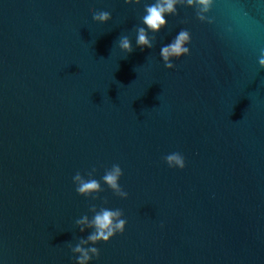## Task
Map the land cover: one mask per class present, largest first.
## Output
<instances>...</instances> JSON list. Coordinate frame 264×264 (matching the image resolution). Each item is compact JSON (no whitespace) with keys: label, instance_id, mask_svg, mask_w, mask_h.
Listing matches in <instances>:
<instances>
[{"label":"water","instance_id":"95a60500","mask_svg":"<svg viewBox=\"0 0 264 264\" xmlns=\"http://www.w3.org/2000/svg\"><path fill=\"white\" fill-rule=\"evenodd\" d=\"M151 2L0 0V264H75L92 205L127 220L92 264H264V0H214L204 21L180 4L141 50ZM182 29L190 55L167 69ZM113 164L127 199L76 193Z\"/></svg>","mask_w":264,"mask_h":264},{"label":"clouds","instance_id":"9594fccd","mask_svg":"<svg viewBox=\"0 0 264 264\" xmlns=\"http://www.w3.org/2000/svg\"><path fill=\"white\" fill-rule=\"evenodd\" d=\"M127 4L140 3V0H125ZM214 0H153L146 3L144 7V15L141 18V25L136 30L135 44L141 50L153 47L155 35L167 26L166 17L176 15L177 7L180 4H186L188 7L197 9V19L204 21L207 19L206 14L210 12ZM112 19L107 11L96 12L92 20L99 24H106ZM151 34V35H150ZM191 34L189 31L182 29L167 44L163 45L159 50L167 69H173L175 64L173 61L180 60L184 56L190 55ZM118 48L124 54L133 52L132 41L127 36H122L118 41ZM261 68H264V53L258 58ZM164 162L171 169L183 170L186 167L184 156L179 152H173L166 155ZM96 169L82 175L77 172L72 177L75 185V191L80 196L98 199V194L104 191L103 185H106L117 197L127 199L128 193L124 191L120 185V179L123 171L118 164H113L111 168L106 169L101 180L94 178ZM106 204L107 201L105 200ZM91 216L85 214L76 220V225L81 233L88 232L86 239H80L75 247L71 248L75 256V264H92L93 258H99V249L94 245L101 242L108 243L117 234H123L127 225L124 219V213L120 209H110L107 207L97 208L92 205L89 208Z\"/></svg>","mask_w":264,"mask_h":264}]
</instances>
